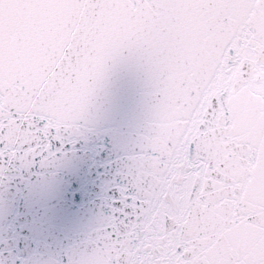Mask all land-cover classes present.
Returning a JSON list of instances; mask_svg holds the SVG:
<instances>
[{"label": "snow or ice", "instance_id": "6c2138e0", "mask_svg": "<svg viewBox=\"0 0 264 264\" xmlns=\"http://www.w3.org/2000/svg\"><path fill=\"white\" fill-rule=\"evenodd\" d=\"M121 70L140 118L94 224L11 264H264V0H0V186L111 134Z\"/></svg>", "mask_w": 264, "mask_h": 264}, {"label": "water", "instance_id": "95a60500", "mask_svg": "<svg viewBox=\"0 0 264 264\" xmlns=\"http://www.w3.org/2000/svg\"><path fill=\"white\" fill-rule=\"evenodd\" d=\"M141 92L137 77L121 70L114 77L99 125L111 134L101 131L87 143L80 141L57 169L37 165L31 172L14 173L7 191L0 186V260L11 264L37 247L56 252L83 239L100 211L102 185L115 172L116 165L109 161L118 155L116 142L135 134Z\"/></svg>", "mask_w": 264, "mask_h": 264}]
</instances>
